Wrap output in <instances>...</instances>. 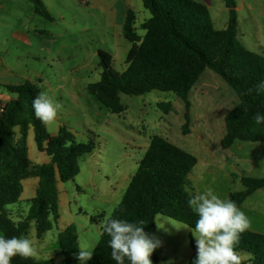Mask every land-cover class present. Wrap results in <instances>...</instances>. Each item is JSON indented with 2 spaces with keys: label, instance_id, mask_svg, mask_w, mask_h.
Listing matches in <instances>:
<instances>
[{
  "label": "rangeland",
  "instance_id": "obj_1",
  "mask_svg": "<svg viewBox=\"0 0 264 264\" xmlns=\"http://www.w3.org/2000/svg\"><path fill=\"white\" fill-rule=\"evenodd\" d=\"M41 1L51 20L38 14L30 0H0V57L20 82L38 84L41 92L58 102L61 108L57 118L80 137L95 139L97 148L93 155L80 160L81 171L74 179L59 183V224L42 239L37 238L35 229L25 236L37 249L36 259L66 264L56 245L59 227L74 226L80 247L96 248L103 228L98 217L110 216L120 203L126 191L124 169L133 166L137 171L136 163L145 155V145L154 135L166 137L198 158V165L187 176V191L192 196L210 188L221 199L229 200L230 193L244 190L241 177L264 178V142L236 141L229 149L221 146L226 134L225 116L239 99L214 71L207 69L189 94L192 106L187 135L182 132L185 102L172 92L121 94L127 110L113 114L89 92L88 85L100 79V51L113 56L117 71L126 69L132 43L124 37L121 27L123 1ZM233 1L238 41L264 57V0ZM204 3L209 6L215 27L225 28L229 20L225 1ZM25 77L28 79L24 81ZM161 102H171V111L159 108ZM34 141L32 138L33 153ZM208 170L213 174L211 179L205 178ZM16 207L8 206L15 220ZM244 207L252 211L251 228L264 234V190L253 193ZM156 222L162 228L156 225L151 236L160 242L150 256L151 264H189L194 252L191 242L196 246V241L192 232L184 228L187 225L162 215L156 217ZM77 256L76 264H81Z\"/></svg>",
  "mask_w": 264,
  "mask_h": 264
},
{
  "label": "trees",
  "instance_id": "obj_2",
  "mask_svg": "<svg viewBox=\"0 0 264 264\" xmlns=\"http://www.w3.org/2000/svg\"><path fill=\"white\" fill-rule=\"evenodd\" d=\"M38 14L52 19L41 0H30ZM151 17L141 25L144 36L135 29L136 15L128 10L123 25L124 37L132 43L126 59V69L117 71L113 56L99 52L102 72L100 79L88 85V90L113 114H122L127 107L120 95L140 96L154 90L172 92L185 102L184 135L190 133L191 102L189 94L202 74L210 69L219 75L238 96L239 103L225 116L226 134L221 141L229 149L236 141L264 142V123L254 116L264 114V92L256 85L264 81V57L245 48L237 39L238 16L233 0H224L229 20L223 29L214 25L209 6L200 0H142ZM232 6H235L234 8ZM0 90L12 95L0 100V233L6 238L29 236L35 229L38 239L52 231L60 219V182L74 179L81 171L80 160L92 154L97 142L89 138L79 142L67 125L57 135L35 117L32 102L41 92L38 84L26 81L19 85H1ZM159 108L168 113L173 104L161 102ZM33 129L40 151L50 162L34 164L29 157L28 135ZM198 164V158L167 138L154 135L149 148L139 162L125 194L110 215L128 222H145L144 231L151 237L156 231V217L171 218L195 227L198 219L189 207L192 196L187 191V176ZM233 174V178L235 180ZM38 178L36 195L28 202L26 215L15 220L8 206L17 205L23 192V181ZM244 190L230 193L238 207L256 191L264 190V178L241 177ZM105 215L98 219L104 222ZM92 221H97L94 218ZM110 236L101 235L92 258L87 264H117L111 258ZM66 264H76L79 253L77 229L69 226L58 234L56 242ZM194 250L189 264H193ZM235 251L241 264H264V234L247 230L241 234ZM247 257L243 258V255ZM11 264H49L35 257L16 256ZM125 264L130 262L125 258Z\"/></svg>",
  "mask_w": 264,
  "mask_h": 264
},
{
  "label": "clouds",
  "instance_id": "obj_3",
  "mask_svg": "<svg viewBox=\"0 0 264 264\" xmlns=\"http://www.w3.org/2000/svg\"><path fill=\"white\" fill-rule=\"evenodd\" d=\"M256 89L258 93L264 92V81L257 84ZM32 107L35 117L43 125L50 126L56 121L61 105L46 92H39ZM254 119L257 124L264 123V114L257 112ZM188 205L198 216L194 228L184 227L192 232L196 241L197 256L193 264H241L242 257L235 251V246L241 234L251 227L245 212L234 201L221 199L210 188L194 195ZM145 225L143 220L133 223L111 216L105 218L103 232L110 236L111 258L117 264H125V258L130 264H151L150 256L160 242L144 231ZM156 225L162 228L160 222ZM93 250L87 246L79 247L77 259L81 264L92 258ZM36 255L37 249L27 237L0 235V264H11L16 256L28 259Z\"/></svg>",
  "mask_w": 264,
  "mask_h": 264
},
{
  "label": "crops",
  "instance_id": "obj_4",
  "mask_svg": "<svg viewBox=\"0 0 264 264\" xmlns=\"http://www.w3.org/2000/svg\"><path fill=\"white\" fill-rule=\"evenodd\" d=\"M122 1H123V4H124V14H125L124 17H123V21L121 22L122 30H123V25H124L126 13H127L128 10H132L135 13V15H136L135 29H136V31L138 32L139 35L144 36L145 31L141 29V25L151 17V13L149 12V10H147L144 7V4H143L142 0H122ZM200 1H203V2L208 1V2H210L211 0H200ZM115 17H117L116 14H115ZM116 21H118V18L116 19ZM138 28L141 29V31H138ZM26 79H28V78L27 77L23 78L24 81ZM20 81L21 80H19V76L15 73V71L13 69L9 68L8 64L4 63L3 60L0 57V84L1 85H19V84H23L24 83V82H20ZM12 97H13L12 95L0 90V100L1 101L7 102ZM62 125H67V124H65L64 122L61 121V119L56 117V121L52 125L46 126V127H47V130L50 133V135L54 136V135L58 134V132H59V130H60ZM67 126L75 134L76 139L79 142H85V141L88 140V136L80 137L75 129L71 128L69 125H67ZM32 138H34V140H35V134H34L33 129L29 132V135H28L29 157H30L31 161L34 164H36V165H42V164H46V163L50 162V157L46 154V152L40 151L38 149L36 141H34L35 142V146H36V150L33 153L32 145H31ZM151 138H150L149 141H151ZM149 145H150V142H149ZM149 145L148 144L145 145L146 151L149 148ZM93 153L90 154V155H93ZM140 161L141 160H139L136 163L137 169H138ZM124 170L127 171L126 176L123 178V181L126 184L125 187L127 189L132 176L136 173L135 172L136 170H135V168L133 166L125 168ZM205 175H206V177H205L206 179L207 178L211 179L212 176H213V174L211 173V170L210 171L208 170L205 173ZM38 184H39V179L38 178H30V179H27V180L23 181V192H22V195L20 197V202L16 205L17 206L16 207V211H13V213H15V215H17L16 219H19L21 216L27 214L28 209H29L28 202L36 195V190H37ZM58 189H59V184H58ZM229 199H230V194H229ZM246 201L239 208H241V210H244L245 214L251 220L250 212L252 213V211L251 210H247L244 207ZM60 203H61V201H60V192H59V207H60ZM104 215H105V217H108L106 214H104ZM60 219H61V216H60ZM100 221H102V220H100ZM58 224H59V222H58ZM251 227L249 228V230H253V231L258 232L257 230H254V228H251ZM64 229L65 228H63V227H59L58 228L59 232L64 230Z\"/></svg>",
  "mask_w": 264,
  "mask_h": 264
}]
</instances>
